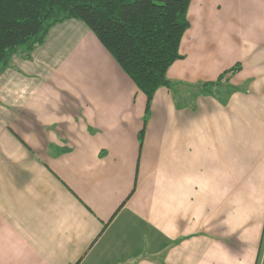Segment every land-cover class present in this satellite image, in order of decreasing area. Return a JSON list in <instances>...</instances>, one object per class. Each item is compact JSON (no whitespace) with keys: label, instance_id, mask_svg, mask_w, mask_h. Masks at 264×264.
Instances as JSON below:
<instances>
[{"label":"crops","instance_id":"obj_1","mask_svg":"<svg viewBox=\"0 0 264 264\" xmlns=\"http://www.w3.org/2000/svg\"><path fill=\"white\" fill-rule=\"evenodd\" d=\"M187 20L148 110L78 19L0 69V264H264V0Z\"/></svg>","mask_w":264,"mask_h":264},{"label":"trees","instance_id":"obj_2","mask_svg":"<svg viewBox=\"0 0 264 264\" xmlns=\"http://www.w3.org/2000/svg\"><path fill=\"white\" fill-rule=\"evenodd\" d=\"M189 2L0 0V69L9 64L15 53L28 58L56 23L78 19L145 95L148 110L157 88L172 87L166 71L175 60L182 58L179 44L189 25ZM139 139L141 142V133Z\"/></svg>","mask_w":264,"mask_h":264}]
</instances>
